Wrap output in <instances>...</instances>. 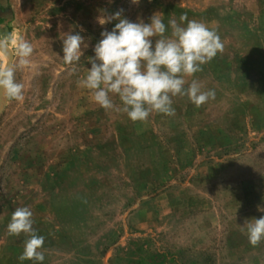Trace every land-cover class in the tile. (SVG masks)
Segmentation results:
<instances>
[{"label":"rangeland","instance_id":"obj_1","mask_svg":"<svg viewBox=\"0 0 264 264\" xmlns=\"http://www.w3.org/2000/svg\"><path fill=\"white\" fill-rule=\"evenodd\" d=\"M117 11L215 31L223 50L185 77L215 98L177 95L173 116L136 123L97 105L78 80ZM8 17L0 35L33 54L16 72L24 100L0 115V264H21L26 237L6 230L18 207L45 237L43 264H264V241L238 227L264 216V0H9ZM70 32L88 47L65 65Z\"/></svg>","mask_w":264,"mask_h":264},{"label":"clouds","instance_id":"obj_2","mask_svg":"<svg viewBox=\"0 0 264 264\" xmlns=\"http://www.w3.org/2000/svg\"><path fill=\"white\" fill-rule=\"evenodd\" d=\"M139 3V0H132ZM162 13H153L148 23L131 22L120 11L100 24L115 23L111 31L101 33V39L88 57L91 65L78 84L92 93V99L104 110L126 114L133 122H144L151 113L173 116V97L186 96L196 107L215 98L214 90L202 91L199 82L192 79L185 87V77L202 70L223 50L219 35L204 23L189 20L187 13L179 22L170 19L165 24ZM170 29V35L166 33ZM85 37L66 33L63 36L62 60L65 65L78 63L87 48ZM33 54L30 42L14 33L0 35V111L11 101L24 100V85L17 81L16 72L28 68ZM120 103L115 105L112 96ZM258 211L264 208L258 206ZM32 212L28 207H18L7 224L9 235L23 234L24 247L18 260L43 264L45 237L33 228ZM238 226V225H237ZM246 233L248 242L255 247L264 241V216L247 219L238 226Z\"/></svg>","mask_w":264,"mask_h":264},{"label":"crops","instance_id":"obj_3","mask_svg":"<svg viewBox=\"0 0 264 264\" xmlns=\"http://www.w3.org/2000/svg\"><path fill=\"white\" fill-rule=\"evenodd\" d=\"M9 11V0H0V22H7ZM8 17V18H7Z\"/></svg>","mask_w":264,"mask_h":264},{"label":"water","instance_id":"obj_4","mask_svg":"<svg viewBox=\"0 0 264 264\" xmlns=\"http://www.w3.org/2000/svg\"><path fill=\"white\" fill-rule=\"evenodd\" d=\"M4 110V109H3ZM3 110L2 111H0V115H1V113L3 112Z\"/></svg>","mask_w":264,"mask_h":264}]
</instances>
